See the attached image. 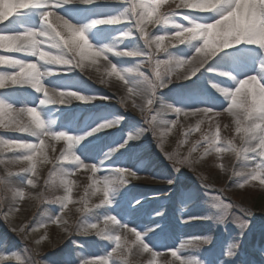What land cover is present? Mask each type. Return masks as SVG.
<instances>
[{
  "label": "rangeland",
  "instance_id": "1",
  "mask_svg": "<svg viewBox=\"0 0 264 264\" xmlns=\"http://www.w3.org/2000/svg\"><path fill=\"white\" fill-rule=\"evenodd\" d=\"M144 2L146 0H96L91 5L77 4L75 7L82 10L79 17L70 15L72 6L65 5L56 9L59 14L78 24L87 23L95 17L123 13L129 19L122 20L120 24L101 25L89 30L87 35L90 41L95 45L109 44L116 50H139L145 55L118 57L114 53H106L107 60L89 56L81 60L73 52L69 56L73 57L74 63L80 61L84 67L83 70L75 68L67 73L59 71L61 66L43 65L41 62V71L51 69L56 73L42 78V83L50 94L51 89L64 87V90L79 91L96 97L90 102L73 100L70 104L42 106L50 128L67 131L66 126L72 124L73 128L69 130L73 131L72 134H78L85 130V126H95L91 117L101 110L109 119L119 118L120 123L96 134L98 139L89 138L92 143L86 150L81 151L77 146L76 155L81 157L85 165L79 167L71 157L68 161H62V155L66 154L65 141L48 137L45 138L44 155L38 154L33 162L18 160L17 157L23 150H10L4 141H39L29 133L15 130L12 117L4 118V122L10 124V127L0 126V255L10 257L16 253L21 260H0V264H82L84 260L107 256L116 246L114 240L108 239L106 235H97L95 230L88 233L82 231L90 223H98L103 227L106 215H116L122 223H128V229L137 225L151 227L152 222L160 224L155 233H149L145 237L152 252H144L138 243H133L135 236L128 229L110 232L113 237L117 234L121 237V247L117 256L112 259L125 257L126 264H179L169 249H178L186 239L203 236H211V242L188 247L181 254L195 257L202 264H264V183L260 179L251 180L248 177V172L264 161V157L258 151L245 152V148H254L257 142L244 143L236 132L237 116H233L232 112L238 113L243 125L246 123L244 117L247 106L226 111L228 102L211 88L208 81L211 79L221 83V86H231V82L224 83L226 78L205 74L203 69L191 80L177 79V76L186 74L188 66H173L175 75L172 83L167 87L157 88L155 95L151 96L143 84L140 91L129 94L123 81L111 73L108 60L118 70L139 65L140 72L154 81L155 60L167 59L164 53L155 52V44L152 48L148 47L135 26L137 17L130 6ZM180 2L181 0H161L157 14L175 10L191 17L203 18L209 15L195 9H176L175 5ZM40 11L42 10L29 11L27 27H40ZM170 19L187 25L182 16ZM7 23L11 22H3L4 25ZM145 28L149 38L166 33L170 35L175 30L171 23H147ZM16 30L21 29L17 27ZM121 32H131V35L122 38ZM98 33L102 34V39H98ZM49 43L45 42L44 50H49ZM164 43L173 57L194 55V49L188 44H179L174 39L170 43L166 39ZM149 54L153 57L151 60L148 58ZM0 56L29 62L38 60V57H32L28 53L6 49H0ZM238 56L239 62L235 64L234 74L238 78H242L244 74H255L252 72L261 57L251 50L241 52ZM226 64L232 67L231 60ZM12 71L18 69L0 65V72ZM161 71H166V68L162 66ZM189 89L208 102L193 103L190 107L183 103L182 98ZM0 98H6L16 108H20L24 106L20 100L25 101L28 106H37L43 94L36 93L29 85H17L0 88ZM148 99H152L151 105H148ZM167 104L184 107L186 110L212 108L214 111L208 115L197 113L195 116H185L181 113L177 116L173 112L162 110V106ZM154 116L156 121L150 123ZM20 119L27 121L28 117ZM173 120L177 121L175 125L170 123ZM217 128L220 132L217 147L222 151L217 153L213 148L205 152L207 145L203 142V135L214 136ZM137 129L146 131L139 139L131 141L126 149L113 153L105 160V154L110 148L116 147L111 143L113 138L126 139L129 132L135 134ZM161 131L165 135L161 136ZM229 141L239 152L230 148ZM166 153L177 159L190 157L192 165H177L180 170L176 171L173 160H169ZM100 160H105V167L131 168L140 177L129 178V184L119 190V195L110 205L100 203L102 193L95 192L91 179L93 173L86 167L91 164L99 166ZM108 161L113 163L109 165ZM31 163L35 164V174L20 171L31 167ZM69 172L71 175L67 178L72 181L70 193L61 182V177ZM105 174L101 171L95 176L98 178ZM28 179H32L33 184H28ZM169 179L173 181L172 184L167 183ZM246 179L248 183H245ZM20 189L24 191L22 197L19 195ZM130 196L143 198V207L131 215L132 222L125 218L128 215L127 199ZM62 202L67 203L66 208L62 207ZM217 203L221 205L220 208L215 207ZM85 204L87 211L83 210ZM157 212L161 215L156 216ZM221 216L223 219L219 218ZM149 217L152 218L151 221ZM189 217L209 218L184 223ZM111 228L109 224V229ZM143 230L137 227V231ZM233 244L236 245L234 255L228 257L226 252L229 245ZM153 252L157 255L154 256ZM117 264H125V261L118 260Z\"/></svg>",
  "mask_w": 264,
  "mask_h": 264
},
{
  "label": "snow or ice",
  "instance_id": "2",
  "mask_svg": "<svg viewBox=\"0 0 264 264\" xmlns=\"http://www.w3.org/2000/svg\"><path fill=\"white\" fill-rule=\"evenodd\" d=\"M96 0H0V49H6L14 52H24L30 54L32 57H38L36 62H29L26 60L16 59L13 57L0 56V65H8L18 71L0 72V88H7L10 86L29 85L36 93H42L43 98L39 100L37 106H28L25 101L20 100L23 107L16 108L14 103H10L6 98H0V126L5 128L10 127V124L4 122L5 117H12V123L15 124V130L23 133H29L32 137L37 138L39 143L26 141H4L3 143L8 149L23 150V153L17 157L18 160L33 162L34 157L44 155L45 138H53L55 140H62L66 142L62 161H68L71 157L75 165L85 167L81 157L76 155L77 146L81 151L88 148L93 140L98 139L96 134L101 133L105 129H112L120 123L119 118L109 119L103 114H97L91 117L95 126L91 124L85 126V130L72 134L69 130L72 124H69L67 131H56L50 128L46 123L42 106L53 104H70L73 100L90 102L95 100V96L84 95L79 91L64 90V87L51 89L45 88L42 83V78L46 75H54L51 69L41 71V62L43 65H57L61 66L59 71L63 73L70 72L75 68L83 70V63L77 61L74 63L73 57L69 53L75 52L81 57L90 58L103 57L107 60L106 53H114L118 57H140L145 53L139 50H116L109 44H93L87 33L93 28H99L101 25H117L122 20L129 19L123 13L119 15L95 17L84 24L74 23L65 15L59 14L56 9L62 8L65 5L72 6L70 15L79 17L82 10L75 7L77 4L91 5ZM161 0H146L141 4H133L130 6L132 12L137 17L135 26L145 39L149 48L155 44V52L164 53L167 56L166 60L156 59L154 67L155 80H150L144 76L139 70V65L136 67L117 69V66L108 60L111 65V73H114L124 85L127 87L129 94L136 93L141 90V85H146L147 91L151 96L155 95L157 88L167 87L172 83V77L175 75L174 67L178 66L184 68L188 66L184 76H177V79L191 80L196 77L197 73L203 72L205 74H215L218 77L226 78L224 83L231 82V86H221V83L208 81L212 89L223 96L224 100L228 102L226 111L234 108H243L247 106L245 111L244 123L238 118L236 111L232 112L233 116H237L236 132L240 134V140L244 143L257 142L254 148H245L244 151L249 150L259 152L261 157H264V0H181L175 5L176 9H195L201 13H208L206 17H191L175 10L168 13L157 14V9ZM32 9H41L39 12L40 27H27L29 19V11ZM139 9V10H138ZM182 16L183 20L187 22L177 23L171 20L170 17ZM11 18V19H10ZM11 22L4 25L3 22ZM151 23L153 25L169 24L174 27V31L169 35L155 36L149 38V33L146 31L145 24ZM21 30L17 31L16 28ZM131 32H121L120 36L128 37ZM102 34L98 33V39H102ZM169 43L174 39L179 44H188L194 49V55L191 57H173L165 46V40ZM45 42H50L49 50H44ZM253 51L261 58L256 62L255 70L252 73L244 74L242 78H238L234 74L235 64L239 62L238 54L244 51ZM148 58L153 57L149 54ZM231 60L232 67H228L226 62ZM164 66L166 71L162 72L161 67ZM110 73V74H111ZM123 73V74H122ZM138 77L139 79H137ZM102 83L104 81H101ZM239 97V98H238ZM107 99V97H101ZM124 102L123 100L121 101ZM152 99H148V105L152 104ZM182 102L189 107L193 103H206L208 101L198 97L193 90L189 89L183 96ZM135 106V105H134ZM162 110L170 111L179 116L183 113L185 116H195L197 113H204L208 115L213 113L212 108H191L186 110L184 107H175L172 104L162 106ZM218 115L219 113H215ZM27 116V121L20 119ZM156 117L152 118L150 123H154ZM175 125L177 121L170 122ZM170 130V129H169ZM197 131L199 130V122L197 124ZM146 131L145 129H137L135 134L129 132L127 138L118 137L113 138L111 143L116 147L110 148L109 152L105 154V160L113 153H120V150L126 149L131 141L139 139V137ZM156 135L155 132H153ZM161 136L165 135L161 131ZM122 141V142H121ZM203 142L207 145L205 152L210 149H215L217 153L222 151L217 144L220 142V132L217 131L214 136L203 135ZM230 148L239 152L231 141L228 142ZM195 148H193V151ZM169 160H173V166L176 171H179L177 165L188 164L192 165L190 157L177 159L172 154H167ZM105 160L99 161L97 164L87 165L93 173L92 187L95 192L102 193L101 204H112L119 190L129 184V178L139 179L137 171H133L127 167H105ZM113 161H108L111 165ZM21 172H31L35 174V164L31 163V167L20 169ZM105 172V175L96 177L97 172ZM71 173H65L61 177V182L66 186V191L71 192L72 181L67 178ZM248 177L251 180L260 179L264 183V161L248 172ZM28 184H33L32 179H28ZM168 184H172V180H167ZM248 183V180H245ZM99 185L100 187H96ZM243 185H241L242 187ZM19 195H24L23 189L18 190ZM93 192V195H95ZM66 199V198H65ZM142 199L135 196H130L127 199V217L131 221V215L139 211L142 207ZM219 199V198H215ZM217 203L215 207L220 208ZM62 207H67V203L62 202ZM84 211L88 210L85 204ZM161 213L157 212L156 216ZM209 217H189L184 223H188L194 219H208ZM223 219V216L219 217ZM151 221L152 218L149 217ZM104 226L101 227L98 223H90L82 228L84 233L95 230L97 235H106L108 239L115 242V247L112 248L111 253L107 256L96 257L91 260H84L82 264H117L118 260H124L125 257H117L118 249L121 247V237L119 234L114 237L110 234L111 231L117 229H128V223H122L116 215H106L104 217ZM109 224L112 226L109 229ZM243 226V223H241ZM137 227L143 228V231H137ZM128 229L134 236L133 243L143 249L144 252H152L149 244L145 242V237L149 233H155L160 228V224L152 222L151 227L146 225H137ZM23 231V229H21ZM209 237H192L181 242L178 249H169L172 257H174L179 264H202V261L195 257H185L181 251L191 247L199 246L200 244H208ZM236 245H229L226 255L231 257L234 255L233 249ZM154 256L157 253H152ZM21 260V257L13 253L12 256L0 255V260L6 259Z\"/></svg>",
  "mask_w": 264,
  "mask_h": 264
},
{
  "label": "clouds",
  "instance_id": "3",
  "mask_svg": "<svg viewBox=\"0 0 264 264\" xmlns=\"http://www.w3.org/2000/svg\"><path fill=\"white\" fill-rule=\"evenodd\" d=\"M209 237V243L211 242V239H212V237L211 236H208Z\"/></svg>",
  "mask_w": 264,
  "mask_h": 264
}]
</instances>
